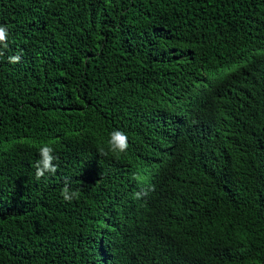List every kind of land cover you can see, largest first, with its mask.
I'll return each mask as SVG.
<instances>
[{
	"label": "trees",
	"instance_id": "1",
	"mask_svg": "<svg viewBox=\"0 0 264 264\" xmlns=\"http://www.w3.org/2000/svg\"><path fill=\"white\" fill-rule=\"evenodd\" d=\"M0 25V264H264V0H0Z\"/></svg>",
	"mask_w": 264,
	"mask_h": 264
},
{
	"label": "clouds",
	"instance_id": "2",
	"mask_svg": "<svg viewBox=\"0 0 264 264\" xmlns=\"http://www.w3.org/2000/svg\"><path fill=\"white\" fill-rule=\"evenodd\" d=\"M8 38V31L6 26L0 25V46L3 49L8 47L7 43ZM4 56V51L0 50V57ZM20 61V56L12 55L8 57V62L11 64H16ZM107 151L111 152L112 154H123L128 150V137L127 134L120 131V130H113L109 133V139L107 141ZM39 159L36 161L35 165V178L40 180L41 178L45 177L47 174H55L57 172V165L54 161L57 157L53 154L54 148L44 143L39 148ZM102 154H107L103 153ZM135 179L137 181H141L142 177L136 176ZM62 198L67 201L71 202L73 199L79 197L80 193L78 190H72L67 185H65L61 190ZM147 195V192L144 191H137L134 193L135 199H141L143 196Z\"/></svg>",
	"mask_w": 264,
	"mask_h": 264
}]
</instances>
